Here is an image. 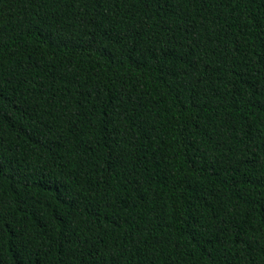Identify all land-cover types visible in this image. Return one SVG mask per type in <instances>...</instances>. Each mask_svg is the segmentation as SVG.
<instances>
[{
    "label": "trees",
    "instance_id": "16d2710c",
    "mask_svg": "<svg viewBox=\"0 0 264 264\" xmlns=\"http://www.w3.org/2000/svg\"><path fill=\"white\" fill-rule=\"evenodd\" d=\"M0 264H264V0H0Z\"/></svg>",
    "mask_w": 264,
    "mask_h": 264
}]
</instances>
